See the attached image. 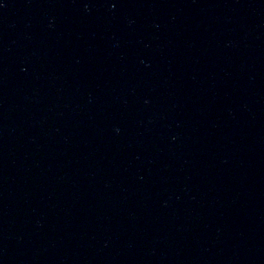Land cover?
I'll return each mask as SVG.
<instances>
[{
	"label": "water",
	"instance_id": "obj_1",
	"mask_svg": "<svg viewBox=\"0 0 264 264\" xmlns=\"http://www.w3.org/2000/svg\"><path fill=\"white\" fill-rule=\"evenodd\" d=\"M0 264H264V0H0Z\"/></svg>",
	"mask_w": 264,
	"mask_h": 264
}]
</instances>
